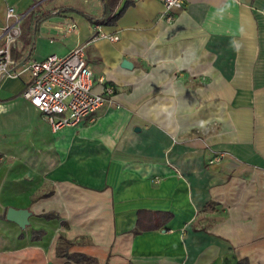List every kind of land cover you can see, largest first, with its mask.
<instances>
[{
    "label": "crops",
    "instance_id": "1",
    "mask_svg": "<svg viewBox=\"0 0 264 264\" xmlns=\"http://www.w3.org/2000/svg\"><path fill=\"white\" fill-rule=\"evenodd\" d=\"M93 1L96 14L0 0V31L8 6L26 38L35 29L23 52L87 42L94 90H113L92 121L54 131L22 96L27 73L0 83V264H76L56 256L60 233L97 264H264V0H185L171 22L161 0H132L100 25L116 41L92 38ZM30 11L49 15L34 26ZM9 206L28 208L29 225Z\"/></svg>",
    "mask_w": 264,
    "mask_h": 264
},
{
    "label": "built area",
    "instance_id": "2",
    "mask_svg": "<svg viewBox=\"0 0 264 264\" xmlns=\"http://www.w3.org/2000/svg\"><path fill=\"white\" fill-rule=\"evenodd\" d=\"M167 21L181 10L185 0H161ZM24 15L14 7L5 10V21L0 31V83L27 73L28 83L22 96L35 106L52 130L75 126L83 120L94 119V114L108 101L112 88L94 90V75L85 57L87 42L73 46L65 55L50 54L43 59L25 57L20 47L21 22ZM74 22H66L67 32L74 30ZM93 39L118 40L115 33H106L94 25ZM199 131V130H197ZM219 157L213 158L218 161ZM212 162V161H211Z\"/></svg>",
    "mask_w": 264,
    "mask_h": 264
},
{
    "label": "trees",
    "instance_id": "3",
    "mask_svg": "<svg viewBox=\"0 0 264 264\" xmlns=\"http://www.w3.org/2000/svg\"><path fill=\"white\" fill-rule=\"evenodd\" d=\"M119 0H102L103 2V6H104V10L102 15L100 16H94V17H88L89 21L91 24L93 25H112L115 24L116 21L119 19V17L122 15V13L124 12L125 8L131 4L132 0H126L125 2L121 3L119 6V3H117ZM118 4V5H117ZM60 11L63 10H73L72 7H68V6H61L59 7ZM27 15H29V20L33 19V25L37 26L38 23L44 19L45 17H47L49 15V12L47 14H43L41 16H36V14L34 13V11H30ZM21 28H22V22H21ZM31 28V24L30 27ZM30 36L29 38H26L25 35L23 34V30L22 33L20 35V41L24 44H31L30 42H32L33 37L35 36V29L32 30H28ZM23 44V45H24ZM25 57L27 58H31L30 57V53H26ZM151 214H156V213H151ZM161 214V216L157 217V219H161L162 221H160L159 223L154 224V227H159L168 217L169 215L166 213H159ZM45 217H47V219H52L53 217L55 218V214L53 213H48L44 215ZM166 216V217H165ZM152 221H154V216L151 217ZM140 219V220H139ZM142 222V217H141V213L138 214V220H137V225L144 229L143 227L147 226L148 228H153L152 224H147V225H143L141 224ZM137 232V231H134ZM44 230L43 229H37V230H32L31 232V239L32 240H39L43 235H44ZM75 240H68L64 235H62L61 233L58 236L57 239V243L55 246V254L56 256L59 257H65L66 258V262L70 263V262H74L76 264H97V259L95 257L86 255L82 252H70L69 249L74 245ZM126 264H131L126 263ZM239 264H248L246 262V260H240Z\"/></svg>",
    "mask_w": 264,
    "mask_h": 264
},
{
    "label": "water",
    "instance_id": "4",
    "mask_svg": "<svg viewBox=\"0 0 264 264\" xmlns=\"http://www.w3.org/2000/svg\"><path fill=\"white\" fill-rule=\"evenodd\" d=\"M122 66L126 68H131L132 64L128 60L122 61ZM6 219L16 223L20 228L24 229L29 225V217L31 216V211L28 208H14L12 206L6 209Z\"/></svg>",
    "mask_w": 264,
    "mask_h": 264
},
{
    "label": "rangeland",
    "instance_id": "5",
    "mask_svg": "<svg viewBox=\"0 0 264 264\" xmlns=\"http://www.w3.org/2000/svg\"><path fill=\"white\" fill-rule=\"evenodd\" d=\"M59 2L65 3V4L79 5L80 7L91 12L92 14L98 13V10L96 8L97 5L94 6V4H98V3L96 1H93V0H91V2H89V5L83 4V0H59ZM80 25L81 26L83 25V27L85 26L84 23H81ZM195 133L198 134L196 131H195Z\"/></svg>",
    "mask_w": 264,
    "mask_h": 264
}]
</instances>
